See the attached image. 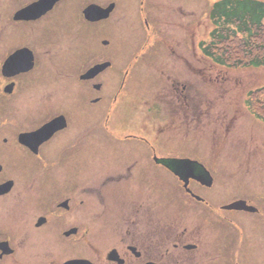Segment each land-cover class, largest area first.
Masks as SVG:
<instances>
[{
    "label": "flooded vegetation",
    "instance_id": "af4514ba",
    "mask_svg": "<svg viewBox=\"0 0 264 264\" xmlns=\"http://www.w3.org/2000/svg\"><path fill=\"white\" fill-rule=\"evenodd\" d=\"M1 1L0 264H264V189L249 197L223 181L218 192L219 166L159 151L170 140L179 148L190 122L214 109L187 100L184 38L163 30L161 47L139 55L144 0L142 38L138 16L124 37L125 0H46L41 15H16L39 0ZM111 3L106 19L85 18ZM153 58L161 82L149 96L131 80ZM139 125L153 137L125 132ZM89 146L98 165L82 162ZM236 200L254 210L223 208Z\"/></svg>",
    "mask_w": 264,
    "mask_h": 264
},
{
    "label": "rangeland",
    "instance_id": "374dc122",
    "mask_svg": "<svg viewBox=\"0 0 264 264\" xmlns=\"http://www.w3.org/2000/svg\"><path fill=\"white\" fill-rule=\"evenodd\" d=\"M139 1L133 0L132 6L134 9L126 8V5L129 7V0L120 3L125 6L123 9V17L125 18H123L122 25L127 28L128 24H131L134 18L138 16L142 38L143 32L141 29H144V24L142 15L139 13V9L136 8ZM144 1L147 6L146 12L150 16L148 19L149 25L155 32L153 41L156 40L155 43L159 47H161L162 39L157 37L159 23L154 15L155 10H165L168 14L186 17L187 24H183L184 22L175 24L171 21L167 29L173 34L177 29L182 28L185 31L187 28L184 40L188 44L186 46L183 44L181 48L178 45H171V49L176 51L179 48L178 52L187 57L189 65L199 69L198 71L193 70L196 74H193L192 71L187 74L188 89L191 88L187 100L199 103L204 101L214 102L213 110L204 111L205 119L190 122L189 127L184 131L185 143L179 148L184 149L186 152L180 151L178 147L173 145L174 141L170 140L160 146V153H164V155H187L189 159H199L210 165L219 166L221 172H218V176L214 178V184L218 192H225L224 181L226 184L244 183L248 186L254 185L253 187L258 191H250L246 195L249 197L252 195L258 196L260 190L263 192L264 189V125L262 121L255 119L256 117L251 113V107L246 100L252 89L259 90L264 87V67L220 65L208 57V59L203 58L200 50L197 51L195 45H191L192 40L194 43V40L202 38L204 46H207L208 34L212 28L208 12L212 3L216 0ZM156 1L157 4L153 5ZM6 4V2H0V14H2L4 20L7 14V6L6 8L4 6ZM1 20L4 21L2 18ZM159 20L160 23L164 20L162 15H160ZM175 25H179V27L172 29ZM130 32L131 27H128L124 30V37H128ZM172 34L165 36L169 42L178 39ZM1 36H6L3 28H0ZM150 37V34H147L145 43L147 46H152ZM141 52L142 48H140ZM218 53L221 55L220 51L216 55ZM201 57L203 62L197 61ZM156 59L161 61L159 56ZM73 60H78V58ZM152 60V62L148 60L142 61L143 63L140 62L137 69L134 70L131 80L132 85L148 91L146 94L149 96L151 95L149 91L157 82H161L158 70L155 71L158 62L154 61L155 58ZM153 62H156L155 67ZM199 63L202 64L200 67ZM159 66L160 70L164 68L162 64ZM152 82L155 85H152ZM189 82H192V84L190 85ZM261 116L264 118L263 113ZM129 131H136L146 138L153 137V126L139 125L132 128L125 126V132L129 133ZM97 133H100V129L97 130ZM172 137L176 136L172 134ZM88 149L92 157L82 158V162L86 163L87 166L98 165L95 163L97 160L93 156L96 154L97 148L89 146ZM76 160L78 159L76 158ZM170 176L168 175L169 179L175 180L173 176Z\"/></svg>",
    "mask_w": 264,
    "mask_h": 264
},
{
    "label": "trees",
    "instance_id": "16d2710c",
    "mask_svg": "<svg viewBox=\"0 0 264 264\" xmlns=\"http://www.w3.org/2000/svg\"><path fill=\"white\" fill-rule=\"evenodd\" d=\"M213 29L203 49L216 62L233 66L264 67V1L219 0L209 13ZM219 57H215L214 53ZM254 112L264 114V88L252 94Z\"/></svg>",
    "mask_w": 264,
    "mask_h": 264
},
{
    "label": "water",
    "instance_id": "95a60500",
    "mask_svg": "<svg viewBox=\"0 0 264 264\" xmlns=\"http://www.w3.org/2000/svg\"><path fill=\"white\" fill-rule=\"evenodd\" d=\"M43 1H45V0L39 1L35 5L29 7L31 9H28V12H36V11H38L36 13L41 14L44 11H46L50 6L48 7V5L45 2H43ZM111 8L112 7H110L108 10L104 11L105 14H104L103 17H106V15L109 13V11L111 10ZM86 17L88 19H90V20H96V19L101 18L102 17V14L100 12H95V11H93L91 9H88L86 11ZM6 69H7V60L4 62V65H3V70H6ZM188 164H191V163L188 162ZM226 207L240 209L241 207H245V203L242 202V201H238V202L232 203V204H230V205H228Z\"/></svg>",
    "mask_w": 264,
    "mask_h": 264
}]
</instances>
